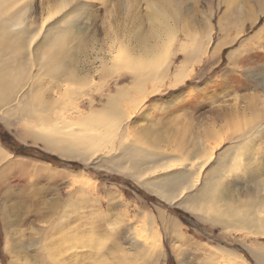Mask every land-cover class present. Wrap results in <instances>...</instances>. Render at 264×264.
<instances>
[{
  "label": "rangeland",
  "instance_id": "1",
  "mask_svg": "<svg viewBox=\"0 0 264 264\" xmlns=\"http://www.w3.org/2000/svg\"><path fill=\"white\" fill-rule=\"evenodd\" d=\"M51 1L21 0L19 7L27 6L25 20L35 17L41 23ZM83 1L90 4L82 11L86 21L82 19L79 29L67 36L72 52L63 57L71 70H85L72 82L77 94L66 97L60 78L27 60L33 70L27 100L39 107L59 98L73 101L80 113L66 112L68 119L61 123L74 125L79 117L95 115L97 121L108 117L112 111L108 102L115 97L130 118L114 135L109 126L88 124L111 135L94 148L93 158L80 161L36 143V126L0 107V151H8V159H0V264H258L255 251L264 248V239L214 226L207 214L202 216L205 221L171 205L143 183L183 170L180 163L200 168L214 152L201 170L200 184L191 191L197 192L218 158L229 155V136L264 121V0ZM167 1L171 5L164 9L161 2ZM111 41L117 43L115 64L110 61ZM200 45L205 56L186 62L185 56ZM100 48L108 52V68L102 66ZM120 49L123 57H146L155 71L172 65L166 77L150 81L149 95L135 111L129 110L126 100L142 95L134 91ZM208 131L217 133L211 141ZM119 143L159 153L163 163L170 161L177 169L156 175L151 170L146 178L134 179L133 170L115 168L120 163L128 166L120 161L126 158L116 149ZM259 145L260 157L248 169L264 166V135ZM9 160L19 168H10ZM239 162L241 168L232 176L246 188L249 175L242 169L246 160L241 156ZM234 181L229 177L230 185H236ZM137 236H147L159 247L138 245Z\"/></svg>",
  "mask_w": 264,
  "mask_h": 264
},
{
  "label": "bare ground",
  "instance_id": "2",
  "mask_svg": "<svg viewBox=\"0 0 264 264\" xmlns=\"http://www.w3.org/2000/svg\"><path fill=\"white\" fill-rule=\"evenodd\" d=\"M20 1L21 0H15L12 5L5 3V0L3 2L0 1V107L3 109L5 108V110L8 109L9 111L14 110L18 112V117L21 120L36 126V130H34L36 132L33 133V139L36 143H43L48 150L56 152L63 157L88 161L91 154H93L92 152H94V148L96 146L99 147V145L105 143L106 140L108 141L111 133L114 135V131L118 132L119 129H122L123 124H126L127 119L130 118L125 115L129 114L130 116L131 113H126L125 110H123L124 106L121 100H115V97H112L108 102L112 109L111 113H108L109 110H107L109 114L108 117L105 116V118H100V120L97 121L99 118L93 115L89 118L79 117L74 125L71 124L72 122L65 123L66 121L61 123L65 119H68L66 117V112L72 111L73 113H80L77 111L79 109L74 106L72 103L73 101H60L61 98L53 103H46L45 106L41 107L37 104H32L33 102L30 103V100H27V96L29 95L28 89L32 83L28 78L30 79L33 70L28 68L26 62L27 60L34 62L33 65L44 70L46 74H51L56 78H60L62 84L66 86L64 90L66 97L77 94L74 91L76 87L74 89L71 88L72 82H76L77 79H80L77 76L85 72V70L83 68L81 70H71V68L64 63L63 57L72 52V50L66 46L67 36L71 34L73 28H76V30L79 29L82 23L81 21H83L82 19L85 18V14H82V11L87 9L90 4L85 3L83 0H53L51 1V6L46 10V15H44L46 17L43 16L41 23H39L35 17L25 20L27 6L19 7ZM161 4L164 9H167L168 5H171V1H167L166 3L161 2ZM173 5L177 6V3L173 2ZM17 7L19 8L17 9ZM176 8L178 9V7ZM16 9L17 13L15 12ZM30 9L33 13L37 12L35 7H30ZM11 11L15 13H10ZM70 15H72V17L68 19ZM78 15H81V17ZM174 15L173 17L175 20H178L176 14ZM84 21L86 20L84 19ZM28 23L30 24L28 25ZM35 25H38V27H35ZM63 25L65 26L64 28L62 27ZM159 37L161 38V35H159ZM111 42L112 46L109 47V54L112 56L110 61L114 63L115 58H117L115 52L117 43L116 41ZM163 42L164 41H162V43ZM202 48L201 45L196 46L193 55H186L184 60L188 62L203 56L205 51H203L204 49L202 50ZM122 51L123 49H120L119 54ZM107 53L102 48L99 49L101 63H104L102 64L104 68H108L109 66ZM123 54L124 53L120 54L121 57H123ZM232 54L233 52L229 53V58L232 57ZM136 57L137 56L131 57L130 55L123 57L125 58L123 67L127 70L129 69L133 77L131 78L133 79L132 85H134V91L140 92L142 95V97L139 98L140 101H138V98L135 99L131 97L126 100L128 101L129 110L132 109L133 111L139 109L141 105H143L145 97H148L149 94L146 92V89L150 81L166 77L172 67V65L168 64L163 71H155L156 69H153L154 65L150 66L148 64L149 62L147 63L145 60L146 57L145 59H143L144 56L142 55L138 58ZM113 70L117 71V69ZM149 71H153L154 73L150 74ZM88 75L85 76L88 77ZM153 92L156 91L154 90ZM80 95L85 96V93L80 92ZM95 113L98 114L97 112ZM263 122L264 121H260L255 124H250L246 130L229 136L228 142L232 144L227 150L228 152L230 150L229 155L225 156L226 154H222L218 158L208 178L203 182L201 189H198L197 192L191 193V191L200 184L201 170L213 159L214 152H212L209 157L202 160L203 163L200 168H197L194 163L191 162L188 164L186 161L187 163H180L181 167L179 168H183V170H179L171 176L167 175L169 177H158V179L152 180L148 178L143 185H145L149 192L166 200L171 205L180 206L201 218H203V215L207 214L210 217V224L214 226H220L231 232L246 234L253 238L264 239V166H258L259 168L255 169L253 167L251 169L247 168L249 163L260 157L261 153L258 151H260L259 141L264 135ZM88 124L91 126H109L108 131L111 133L106 135L101 132L99 133L97 129L92 130L94 126L90 128ZM216 134L212 131H208L207 140H213ZM129 146L125 148L123 143H119L116 149L120 151L123 150L121 154L126 158L119 160L121 162L124 160V163L128 164V166H123V163H120L115 168L119 171L133 170L134 173L131 176L134 179L139 180L143 177L146 178L147 176H144V174L151 170L150 173L157 174L159 171H166L169 173L177 169L170 161L163 163L161 161L162 156L159 153L137 146ZM2 150L4 151L3 148ZM7 153L8 151L5 152V154L0 151V159L6 161L8 159ZM257 153L258 158L255 157ZM240 155L246 160L242 168L244 174L249 175L246 188L241 186L234 175L232 176V172L234 173L235 169L241 168L240 166L242 164L239 165ZM91 157L93 158V156ZM193 158L196 157H191V161L194 160ZM180 159L179 157V160ZM10 164L12 166L10 168H19L17 163L10 161ZM190 168L193 170L191 171ZM229 177L235 180L234 182L236 185H230L228 182ZM242 190L245 191L243 192L244 194H242ZM203 219L205 220V218ZM61 231L63 230L61 229ZM149 239L150 238L147 236H137L136 242L138 245H142L149 249H153V246H158L156 242H151ZM255 252L257 263L264 264V248L257 249ZM8 253L10 252L8 251Z\"/></svg>",
  "mask_w": 264,
  "mask_h": 264
}]
</instances>
